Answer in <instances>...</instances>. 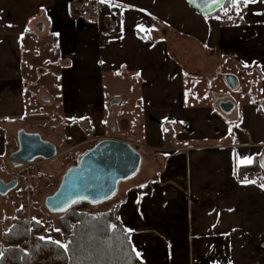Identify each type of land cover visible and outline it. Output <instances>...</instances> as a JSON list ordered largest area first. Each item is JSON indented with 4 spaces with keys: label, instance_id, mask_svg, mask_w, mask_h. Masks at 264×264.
I'll return each instance as SVG.
<instances>
[{
    "label": "crops",
    "instance_id": "crops-1",
    "mask_svg": "<svg viewBox=\"0 0 264 264\" xmlns=\"http://www.w3.org/2000/svg\"><path fill=\"white\" fill-rule=\"evenodd\" d=\"M72 1L0 0V161L18 150L3 147L4 134L44 132L24 118L27 111L41 114L27 99L37 89L30 80L67 79L61 96L44 90L37 99L45 107L59 100L57 109L67 100L75 109L64 110L71 141L101 130L107 108L116 131L128 127L117 119L120 108L139 99L129 127L143 132V141L110 136L152 154L158 165L145 181L119 182L114 197L139 264H264L262 176L243 170L264 156V0L241 6L239 14L228 5L227 14L212 16L187 0L106 2L118 31L106 42L95 23L67 15ZM103 87L111 91L106 106L83 104ZM225 102L234 104L231 117L220 109ZM65 122L43 129L52 135ZM59 144L50 160L55 173ZM237 156L252 163L237 167ZM249 171L255 183L245 184ZM2 200L0 225H8L0 228V254L14 216L5 214Z\"/></svg>",
    "mask_w": 264,
    "mask_h": 264
},
{
    "label": "rangeland",
    "instance_id": "rangeland-1",
    "mask_svg": "<svg viewBox=\"0 0 264 264\" xmlns=\"http://www.w3.org/2000/svg\"><path fill=\"white\" fill-rule=\"evenodd\" d=\"M228 5L229 4H227V6L224 9H227ZM223 12L225 11L221 9L220 13H223ZM45 80L46 79H39V78L35 79V81L30 80L29 87H31L32 89L36 85L37 89L34 91H30L34 99H31V98L29 99V97L27 98L29 100V104L30 103L35 104V106L32 108H36L37 112L41 113L40 114L41 118L37 116L35 117L29 116L30 114L28 113V111H27V114L24 116V118H26L27 126H32L30 124L32 121H33V124L38 125V126L40 125V128L42 129V131H44L42 132V135H41L42 138H50V139L57 138L55 142L53 141V143H50V144L55 145L56 143L61 142V144L57 145V149L60 152H63L61 154L60 159L58 160L59 163L61 164L59 171L55 173L54 168H53V166H55V164H53L54 162L44 161L42 160V158L35 160L31 164L29 163L27 165L21 164L18 167H16L13 164V161L11 160L10 157L6 159L7 164L3 162V160L0 161V167H1L0 179H4V182H7V181L12 180L15 175L19 178L18 187H16L15 190H13V192H11L10 194L6 195L5 197L3 196L5 199L4 203L6 205H9L8 207H4L5 214H9L8 216L12 217L14 214L15 208H20L21 206H24L25 213L23 215L24 217L23 220L27 221L28 225H29L30 219L42 220L46 216L49 217V219L59 217V215H56V214L51 215L47 213L44 207L45 197L51 195L52 193H54V191H57V187L59 186L61 179H63V175L67 171V169L75 165V162L76 160L78 161L79 156L82 155L84 152L88 151L92 147V145L100 141V139L101 140L102 138L114 139V138H111L110 136L116 135V136H119V138L123 140H127V138L129 139L132 138L133 140L143 141V139H141V136H143L142 134L143 132L134 131L131 127H129L130 124H132L136 120L135 119L136 116H134L135 114L134 112L138 111L136 110L135 106L139 102V99L135 100L131 98L123 102L120 108L121 110L119 111V114L121 113V115L117 116L118 121L120 118H122L126 120V122H130L128 127H124V128L120 127V129L116 131L114 127L115 122L113 119V115L108 113L109 109L107 108V111H105L106 114H104V117H105L104 126L100 127L101 130L99 129L96 132H93L92 130L90 133H88V135H86V137L85 136L81 138L79 137L78 139H75L73 141L67 140L69 139L68 135H70L69 133L71 131L70 130L71 128L69 127L70 125L66 124L65 121H68V118L64 116V114L69 113L71 110H75V109H71L70 106L68 107L67 100L64 101L63 107L61 106V108L57 109L56 104L59 100L55 99L51 107L49 106L45 107L43 103H40V100L37 99L38 93H41L44 90L51 93L53 97H55L56 95L61 96V92H63V90H65V88L67 87L66 85L67 79L50 78L48 79V82ZM91 81H92L91 78H89L88 81L84 79V84L87 86V83H88L91 86ZM128 85L129 83L128 84L125 82L124 84L121 83L120 93L122 95L125 94L126 92L125 90L126 88H128ZM90 86L88 90H90ZM27 92L30 93L29 91ZM110 94H111L110 89L108 87H105V88L103 87V89L95 92L94 99L92 98H90V100L86 99L83 101V104L84 105L88 104L89 107H90V104H92L94 109H97L98 106H102L101 108H103L104 106L107 105L108 99H110L109 97ZM185 97L189 98V95ZM75 105L77 107L76 103ZM64 110H66L67 112L65 113ZM51 118L53 119L52 122H50ZM58 120L60 121L64 120L65 124L62 127H60L59 130H56V132L53 133L52 135L47 134L45 129L47 128L48 130H50L49 128L51 129L55 128L54 126L57 125ZM60 125L61 124H59V126ZM83 126L86 127L87 124H84ZM43 127H45V129H43ZM113 127L114 129L112 130ZM90 128L93 129V126H91ZM21 131H24V130H21ZM170 132L171 131L169 130V133ZM4 140L5 141H3V147L5 148L7 146L17 147L18 145V139L15 138L14 136L12 137L10 135H7L5 139V134H4ZM139 149L142 150L141 148ZM141 154L143 156V159H142L143 163L141 164V168L138 172L139 174H137L139 176H136L137 178L132 177V180L136 181V183L145 181V179H147L150 175H152L153 171L157 170V166H158L156 165L155 162H153L152 154H147L146 152H142V151H141ZM49 167L51 171L46 170ZM26 177L29 178V183H30V190H29L30 192L28 196L23 195L24 191L22 190V187H21V183L24 180H26ZM3 197H0V203L3 202L2 200ZM114 197L110 199V201L108 200L106 203L98 204L97 208H95L96 211H103L109 208L115 201ZM4 225L5 226L8 225V221L2 222V225H0L1 230H2V227H4ZM27 252L29 255V250Z\"/></svg>",
    "mask_w": 264,
    "mask_h": 264
},
{
    "label": "trees",
    "instance_id": "trees-1",
    "mask_svg": "<svg viewBox=\"0 0 264 264\" xmlns=\"http://www.w3.org/2000/svg\"><path fill=\"white\" fill-rule=\"evenodd\" d=\"M249 168L264 183V169L253 164L243 170ZM97 205L81 202L58 218L30 219L29 225L23 220L25 207L16 208L1 235L0 264H139L119 220V201L103 211H96Z\"/></svg>",
    "mask_w": 264,
    "mask_h": 264
},
{
    "label": "water",
    "instance_id": "water-1",
    "mask_svg": "<svg viewBox=\"0 0 264 264\" xmlns=\"http://www.w3.org/2000/svg\"><path fill=\"white\" fill-rule=\"evenodd\" d=\"M191 4L193 9L206 16L215 15L221 10L219 6H213L211 9L204 7V0H197L198 6ZM229 79L232 80L231 77ZM228 85L231 88L229 82ZM220 106L225 116L233 115L234 104L225 102L220 103ZM17 139L18 150L11 157L16 165L31 164L40 158L50 161L56 157L57 150L54 145L43 141L40 135L20 131ZM139 150V147L119 139L104 138L96 142L79 156L76 165L67 169L57 191L45 197L44 207L47 213L63 215L81 202L94 206L112 199L119 189V182H125L139 174L143 163V156ZM260 165H264V156L260 159ZM13 178L10 184H4L3 179H0L1 197L15 190L19 179L16 175Z\"/></svg>",
    "mask_w": 264,
    "mask_h": 264
},
{
    "label": "built area",
    "instance_id": "built-area-1",
    "mask_svg": "<svg viewBox=\"0 0 264 264\" xmlns=\"http://www.w3.org/2000/svg\"><path fill=\"white\" fill-rule=\"evenodd\" d=\"M66 13L69 17L87 19L89 22L95 23L100 37L103 42L112 38L117 31L116 18L110 7L103 5L100 0H79L69 2L66 4ZM244 177H252V173L249 171L244 174ZM23 195L28 196L30 190L29 178L26 177L21 183Z\"/></svg>",
    "mask_w": 264,
    "mask_h": 264
},
{
    "label": "snow or ice",
    "instance_id": "snow-or-ice-1",
    "mask_svg": "<svg viewBox=\"0 0 264 264\" xmlns=\"http://www.w3.org/2000/svg\"><path fill=\"white\" fill-rule=\"evenodd\" d=\"M101 3H109V6H119L117 5L114 0H100ZM190 3H193L194 5H197V0H189ZM228 3L230 7L237 9V14H239V9L241 6H247L250 2H255V0H204V7L211 9L213 6H219L222 10L225 11V14H227V9H224V4ZM198 6V5H197ZM143 30V29H142ZM238 165L243 166L247 164L252 163V158H241L237 156ZM261 167H264V165H261ZM243 183H255V181L250 180L248 177H244ZM262 189H264V183L260 185ZM115 227V226H113ZM43 239V238H42ZM58 243V242H57ZM61 247H67L66 245H60ZM135 251V249H133ZM136 256L139 257L140 253L136 252Z\"/></svg>",
    "mask_w": 264,
    "mask_h": 264
},
{
    "label": "flooded vegetation",
    "instance_id": "flooded-vegetation-1",
    "mask_svg": "<svg viewBox=\"0 0 264 264\" xmlns=\"http://www.w3.org/2000/svg\"><path fill=\"white\" fill-rule=\"evenodd\" d=\"M17 177V176H16ZM18 178V177H17ZM14 179V178H13ZM13 179L12 180H10V181H7V182H4V179H3V182H4V184H10L12 181H13ZM19 179V178H18ZM2 180V179H1ZM16 187H18V185L16 186Z\"/></svg>",
    "mask_w": 264,
    "mask_h": 264
}]
</instances>
